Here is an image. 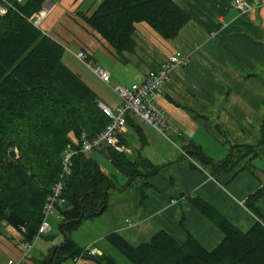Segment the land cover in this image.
<instances>
[{"label":"trees","instance_id":"16d2710c","mask_svg":"<svg viewBox=\"0 0 264 264\" xmlns=\"http://www.w3.org/2000/svg\"><path fill=\"white\" fill-rule=\"evenodd\" d=\"M8 1L12 7L0 14V236L3 226L11 225L25 241L33 242L46 198L61 171L68 132L78 138L82 134L90 138L109 119L98 105L101 100L96 91L64 63L63 45L29 22L28 18L45 0ZM80 17L116 53L134 48L133 35L139 22L147 23L169 40L190 19L173 0H101ZM140 140L141 146L145 145V139ZM13 147L18 149V157ZM106 149L113 167L127 178L123 186L162 168L139 152L131 159L127 154ZM191 149L187 154H194L200 164L208 165L211 174L248 169L257 155L256 145L235 144L224 160L214 163L198 146L191 144ZM62 183L65 201L57 210L65 239L52 247L40 264H62L79 254L83 247L68 236V230L100 215L109 206L113 178L88 155L77 153L73 157L71 173ZM147 186L144 180L137 186L140 201ZM191 202L223 233V239L211 249L191 234L178 241L164 230L137 245L116 231L109 232L105 239L131 264H264V183L245 201L257 218L246 231L239 230L202 198L193 197ZM85 259L97 264H118L104 252Z\"/></svg>","mask_w":264,"mask_h":264},{"label":"crops","instance_id":"0c3cea01","mask_svg":"<svg viewBox=\"0 0 264 264\" xmlns=\"http://www.w3.org/2000/svg\"><path fill=\"white\" fill-rule=\"evenodd\" d=\"M50 1L56 6H73V0ZM173 1L190 16L178 35L166 40L147 23L139 22L133 35L134 48L121 53H116L82 21L76 30L65 29L66 34L58 32L63 29L57 23L62 21L61 13L55 16L56 21L49 16L43 22L51 30L48 35L66 47L65 51L73 57L72 63L78 60L74 53L85 49L94 64L109 72L110 81L105 83L89 70L87 79L76 71L93 89L101 87L100 94L113 92L112 88L119 84L141 81L149 69L157 68L177 50L190 57L187 65L172 70L154 95V102L167 113L166 135L133 116L128 118L123 134L129 142H134L131 133L134 138L137 135L143 149L156 142L155 149L145 151L143 156L162 166L161 170L143 177L148 182L143 200L135 194L119 202L110 229L101 231L88 244L95 245L103 236L116 231L137 245L164 230L178 241L191 234L211 249L223 239V233L194 207L191 198L196 196L241 231L257 221L245 201L264 183V0H246L251 6L247 14H239L230 5L231 0ZM100 100L113 107L119 104ZM141 137L146 141L143 146ZM242 143L256 145L257 155L250 168L234 174V169L211 174L208 165L200 164L194 154L195 160L187 155L193 144L212 162L219 163L227 157L232 145ZM23 241L16 228L4 225L0 264L9 258L18 259ZM46 247L44 244L36 249L32 242L22 264H40L50 252V246ZM78 264L97 263L82 259Z\"/></svg>","mask_w":264,"mask_h":264},{"label":"built area","instance_id":"2783aa9c","mask_svg":"<svg viewBox=\"0 0 264 264\" xmlns=\"http://www.w3.org/2000/svg\"><path fill=\"white\" fill-rule=\"evenodd\" d=\"M23 0H16L22 2ZM3 3L0 6V14H4L8 7H12L13 3L8 0H1ZM47 0L42 3L43 8L38 9L33 17L28 18L29 22L40 29L42 21L44 20L47 10L45 4ZM230 5L236 9L239 14H247L251 6L246 0H231ZM44 32V31H43ZM45 33V32H44ZM75 56L92 74L97 76L105 83H109L110 74L101 65H94L88 60L87 53L80 49L75 53ZM189 55L182 51H175L163 60L157 68L149 69L143 79L139 82H132L129 85H116L112 88L116 96L120 100V104L111 107L103 102L98 105L108 117L109 123L97 134L90 138H86L84 134L77 138L75 144L69 145L65 148L62 157V173L61 176L54 182L51 193L47 196L46 202L43 206V218L35 235V238L45 233L49 229L46 222L48 215L56 212L59 216L57 206L64 203L62 197V180L65 176L71 173L73 165V157L77 153L88 155L93 150H98L102 147H108L117 152L129 151L120 140L121 133L126 127V115H132L139 120L152 125L160 133L165 134L167 128V113L154 102V95L158 89L168 80L172 70L181 68L189 62ZM32 247V242L23 241L21 243L22 254L16 260L9 258L4 264H22L24 258L29 254ZM102 251L95 245H88L83 250L70 258L65 264H77L83 257H93L101 255Z\"/></svg>","mask_w":264,"mask_h":264},{"label":"rangeland","instance_id":"374dc122","mask_svg":"<svg viewBox=\"0 0 264 264\" xmlns=\"http://www.w3.org/2000/svg\"><path fill=\"white\" fill-rule=\"evenodd\" d=\"M96 1H98V0H87L85 2V5H87L88 3H90V5L87 8H84L85 7V5H83L84 0H81V1L73 0V2H72L73 6H71V5L56 6V4L54 2L47 0V3L45 4V7H44L47 10L46 11L47 14H46L45 18L47 19L50 16V19H53V22H54L57 19V18H55V16L57 14L59 15V13H61L60 18L62 19V21L60 22L58 20L57 23L62 24L63 29H59L58 32H59V34H61V33L66 34L65 29L71 31V28L69 29V27H72L73 30L78 29L79 25L81 24L80 21H82L84 24H86L83 21V19L80 17V14L88 13L93 8H95L93 6L95 3H97ZM41 8H43L42 5L40 6L39 9H41ZM45 18H44V20H45ZM44 20L42 21L40 29L42 31H44L45 34L48 35V33L51 30H48L47 27L45 25H43ZM55 39L61 44V41H59L57 38H55ZM61 39L62 38L60 37V40ZM61 45H63V44H61ZM63 47H64V45H63ZM64 48L66 50V47H64ZM82 50H84L88 56V52L85 49H82ZM75 53H74V55H75ZM72 59H73V57L70 55V53L65 51L64 56H63L64 63L66 65H68L72 70L78 71L79 73L83 74L86 77V79L89 78L90 75L88 72L90 70L88 71V69L80 63L81 62L80 60H79L80 62L78 60L77 61L75 60L74 63H72L73 62ZM88 60L92 64H94L91 61V59L89 58V56H88ZM94 65H99V64H94ZM101 89H102L101 87H95V89H94V90H96L98 95H100L101 99H103L105 102H108V103H109V101L110 102L112 101L114 103L119 102V104H120V100L116 96L114 91L112 92V91L108 90L105 92V94H100ZM119 104H117V105H119ZM111 107H113V106H111ZM131 116L132 115H129V114L126 115V126H128V118H130ZM125 131H126V127H125V130L120 135V140L129 151L120 152V153L127 154L130 156L131 159H135L137 157L138 152L143 156L145 151H147V150L152 151V149H155L156 142H154L153 145H150L151 147L149 146V147H146L145 149L140 148L139 147V144H140L139 138L137 137V135H135V138H134L132 136V133H131V137L134 139V142H132V141L129 142V140H126L123 137V134ZM162 135H166V131H165V134H162ZM67 137H68L69 141L67 142V144L63 148L62 157H63L65 148L69 145L75 144V141L78 138L77 135H75L72 131L68 132ZM106 148L107 147H102V148H100V150H93L88 154V156L91 157L92 159H94L95 161H97V163L103 168L105 173H107L110 177L113 178L112 186L109 188V206L102 214L97 215L92 219H85V220L81 221V223L77 224V226L74 229L68 230V236L71 239H73L80 246H84L88 243H91V241H92L91 239L93 237L97 236L99 233H102L101 231H106V230L110 229V227H111L110 220L112 218L117 217V206H118L119 202L121 204V202L124 201V198L129 199V197H131L132 195H135V194H137V196L139 197L137 186H139L144 180L142 177H136L133 180L131 185L123 186V184L127 183L126 182L127 178L113 167V165L111 164V162L109 160V156H108V152H107L108 150ZM13 151H14L15 157H18V149L16 147H13ZM187 155L190 158L195 160V158L191 157L189 154H187ZM61 164H62V158H61ZM61 173H62V165H61V171L58 174L57 179L61 176ZM62 191H63V188H62ZM127 202H129V201H127ZM46 222L49 223L48 225H50L48 231L39 235L38 237H36L37 239L35 238L36 239V240L34 239L35 241L33 240V242L35 243L36 249H41L42 245H44V244L47 245V247H46L47 249L49 246H50L49 248L51 249L52 247L59 245L65 239V235L61 233L60 228H59V224L61 223V216H58V214L56 212H54V213L47 216ZM95 243H96L95 245L99 248H102V250H104V252L106 254L108 253L111 256H113L118 264H131V262L118 249H116L114 246H112L110 243H108V241L104 238V236L101 240H98ZM92 244H94V243H92ZM92 244H88V245H92ZM84 247H86V246H84ZM85 258H86V256L81 258L79 260V262ZM14 260H16V259H14ZM66 262H63L62 264H65Z\"/></svg>","mask_w":264,"mask_h":264},{"label":"water","instance_id":"95a60500","mask_svg":"<svg viewBox=\"0 0 264 264\" xmlns=\"http://www.w3.org/2000/svg\"><path fill=\"white\" fill-rule=\"evenodd\" d=\"M51 260V256L49 257V261Z\"/></svg>","mask_w":264,"mask_h":264}]
</instances>
